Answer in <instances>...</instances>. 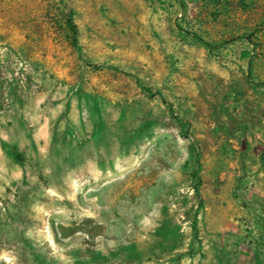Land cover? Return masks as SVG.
<instances>
[{
	"label": "rangeland",
	"instance_id": "obj_1",
	"mask_svg": "<svg viewBox=\"0 0 264 264\" xmlns=\"http://www.w3.org/2000/svg\"><path fill=\"white\" fill-rule=\"evenodd\" d=\"M0 264H264V0H0Z\"/></svg>",
	"mask_w": 264,
	"mask_h": 264
},
{
	"label": "trees",
	"instance_id": "obj_2",
	"mask_svg": "<svg viewBox=\"0 0 264 264\" xmlns=\"http://www.w3.org/2000/svg\"><path fill=\"white\" fill-rule=\"evenodd\" d=\"M66 22L71 26V28L73 29V31L76 33V25L74 24L73 20H72V14L71 12L66 14Z\"/></svg>",
	"mask_w": 264,
	"mask_h": 264
}]
</instances>
